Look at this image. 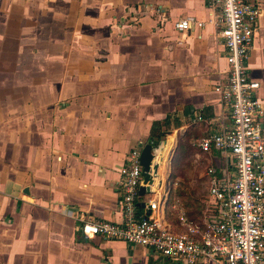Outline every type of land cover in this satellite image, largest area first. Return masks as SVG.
Instances as JSON below:
<instances>
[{
	"label": "crops",
	"instance_id": "obj_1",
	"mask_svg": "<svg viewBox=\"0 0 264 264\" xmlns=\"http://www.w3.org/2000/svg\"><path fill=\"white\" fill-rule=\"evenodd\" d=\"M186 15L203 26L178 32ZM217 15L206 0H0V264H161L79 230L122 220L120 171L146 142L159 145L157 169L138 210L163 197L164 221L179 228L170 175L184 156L170 164L188 145L206 163V191L187 216L202 218L207 169L232 172L227 152L193 145L230 125L214 91L228 70ZM247 67L264 96V10Z\"/></svg>",
	"mask_w": 264,
	"mask_h": 264
},
{
	"label": "built area",
	"instance_id": "obj_2",
	"mask_svg": "<svg viewBox=\"0 0 264 264\" xmlns=\"http://www.w3.org/2000/svg\"><path fill=\"white\" fill-rule=\"evenodd\" d=\"M206 2L218 8L216 35L223 44L228 70L214 91L227 107L230 125L193 145L203 152H227L231 174L219 178L214 168L207 169V199L200 220L189 218L184 204L175 197L171 209L179 228L173 230L161 215L166 202L163 197L143 200L144 208L138 210L142 166L139 149H132L120 171L122 220H84L79 230L84 236L98 235L149 248L181 264H264V96L257 94L259 82L247 67L264 0ZM129 13L135 14V9ZM202 26V21L188 15L174 21L180 33Z\"/></svg>",
	"mask_w": 264,
	"mask_h": 264
},
{
	"label": "rangeland",
	"instance_id": "obj_3",
	"mask_svg": "<svg viewBox=\"0 0 264 264\" xmlns=\"http://www.w3.org/2000/svg\"><path fill=\"white\" fill-rule=\"evenodd\" d=\"M181 150H182V147L180 150L177 149V152L174 154V158L172 159V162L170 164L172 167H174L176 163H178L179 156H180L179 153L181 152ZM196 153L197 152L191 148V152L186 154L185 155L186 157L184 156L183 161L179 163V167H178V174L180 175L179 179L181 180V189L183 190L185 196L188 197V201L191 202V205H190L191 209L195 207L198 199H201L206 191V181H205L204 174H203V172L206 169L205 167L206 163L204 162L203 159L198 158ZM216 174L219 178H221L225 174V171L222 170V168H217ZM145 195H142L141 197H144ZM185 196L180 198V200L183 202L187 210L188 204H186L187 198ZM188 208H189V205H188ZM146 249L151 257H154L155 259H159L160 263L164 264V261H166L165 258L160 256L159 254L157 255L154 254L153 251L149 248H146ZM169 261H171L173 264L178 263L172 260H169Z\"/></svg>",
	"mask_w": 264,
	"mask_h": 264
},
{
	"label": "water",
	"instance_id": "obj_4",
	"mask_svg": "<svg viewBox=\"0 0 264 264\" xmlns=\"http://www.w3.org/2000/svg\"><path fill=\"white\" fill-rule=\"evenodd\" d=\"M158 147V144H152L149 142H146L139 147L138 160L142 166V180L139 186V195L141 196L151 192V185L154 181L157 169V163L154 161V157L155 151ZM141 205L143 206L144 203H141Z\"/></svg>",
	"mask_w": 264,
	"mask_h": 264
},
{
	"label": "trees",
	"instance_id": "obj_5",
	"mask_svg": "<svg viewBox=\"0 0 264 264\" xmlns=\"http://www.w3.org/2000/svg\"><path fill=\"white\" fill-rule=\"evenodd\" d=\"M182 148H183V146H182ZM191 152V149H190V147L188 146V145H185V151L184 152H180L181 154L180 155H183V156H185L186 154H188V153H190ZM178 162H179V160H178ZM181 163V162H180ZM179 167V166H178ZM178 167L176 168V171H178ZM178 175V173L177 172H175L174 173V171L171 173V175H170V180H171V182H176V176ZM174 189V191H171V193L169 192V196L170 197H172L173 199L175 198V197H178V198H182L183 196H185V194H184V192H183V190L181 189V180L180 179H178L177 180V182H176V186H175V188H173ZM186 197V196H185ZM187 198V202H186V204H188V205H190V202L188 201V197H186ZM184 200V199H183ZM170 202V201H169ZM172 200H171V204H172ZM186 213H187V215H189V216H191V214H192V209L191 208H188L187 210H186Z\"/></svg>",
	"mask_w": 264,
	"mask_h": 264
},
{
	"label": "bare ground",
	"instance_id": "obj_6",
	"mask_svg": "<svg viewBox=\"0 0 264 264\" xmlns=\"http://www.w3.org/2000/svg\"><path fill=\"white\" fill-rule=\"evenodd\" d=\"M165 149H166V146H165V148H164V150H162L161 152H160V154H159V156H160V162H161V159H162V157H163V155H164V153H165ZM158 156V157H159ZM160 162H159V165H160ZM163 165V164H162ZM166 167V166H165Z\"/></svg>",
	"mask_w": 264,
	"mask_h": 264
}]
</instances>
